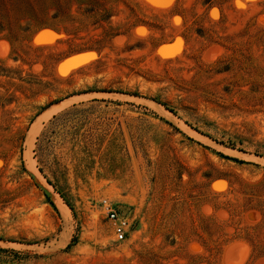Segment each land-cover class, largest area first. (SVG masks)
<instances>
[{
    "label": "rangeland",
    "instance_id": "374dc122",
    "mask_svg": "<svg viewBox=\"0 0 264 264\" xmlns=\"http://www.w3.org/2000/svg\"><path fill=\"white\" fill-rule=\"evenodd\" d=\"M0 249L264 264V0H0Z\"/></svg>",
    "mask_w": 264,
    "mask_h": 264
},
{
    "label": "trees",
    "instance_id": "16d2710c",
    "mask_svg": "<svg viewBox=\"0 0 264 264\" xmlns=\"http://www.w3.org/2000/svg\"><path fill=\"white\" fill-rule=\"evenodd\" d=\"M102 92H108V91L88 89V90H86L85 92H81V93H79V94H84V93H102ZM120 93H121V92H120ZM131 95L137 96L136 94H131ZM91 101H92V102H97V101H101V100L92 99ZM56 102H59V101H56ZM56 102H54V103H56ZM50 105H51V103H49L47 106H43V107L40 109V112L43 111L44 109H46V108H47L48 106H50ZM169 111H171V110L169 109ZM37 115H38V113L35 115V117H36ZM162 121H163V120H162ZM163 123H165V124L171 126V124L168 123V122H166V121H163ZM185 124H186V123H185ZM186 125L189 126L191 129H193L194 131L198 132L199 134H202V133H200L198 130H196L195 128H192L190 125H188V124H186ZM187 139H189V138H187ZM189 140H190V139H189ZM217 143H219V144H221V145H223V146H225V147H227V148L235 149V147H234L233 144H225V143H223V142H217ZM218 155L221 156V157H223L224 159L230 160V161H232V162H234V163H238V164H249V163H247V162H244V161H242V160H238V159H236V158H229V157H227V156H223L222 154H219V153H218ZM57 193H58V195L60 196V198L64 201V204H65L67 207L70 208L69 203L64 199V197L62 196V194H60L59 192H57ZM44 197H45L46 201L48 202V204L52 205V203L50 202V200H49L46 196H44ZM242 239H243V238H242ZM244 241H245V240H244ZM246 242H247V241H246ZM75 243H76V239H75V237H73V238L70 240V243L65 247V249L70 248V247H71L72 245H74ZM201 247L203 248V245H201ZM5 251H6V250H1V249H0V252H5ZM261 257H264V254H261V255L257 256L255 259H257V258H261ZM246 264H247V263H246Z\"/></svg>",
    "mask_w": 264,
    "mask_h": 264
},
{
    "label": "built area",
    "instance_id": "2783aa9c",
    "mask_svg": "<svg viewBox=\"0 0 264 264\" xmlns=\"http://www.w3.org/2000/svg\"><path fill=\"white\" fill-rule=\"evenodd\" d=\"M105 215L111 221L113 226V235L116 241H122L125 239L127 233V223L125 220L120 218L116 212L111 208V206L104 202Z\"/></svg>",
    "mask_w": 264,
    "mask_h": 264
},
{
    "label": "water",
    "instance_id": "95a60500",
    "mask_svg": "<svg viewBox=\"0 0 264 264\" xmlns=\"http://www.w3.org/2000/svg\"><path fill=\"white\" fill-rule=\"evenodd\" d=\"M43 30H48V29H43ZM82 53V52H81ZM78 54H80V53H78ZM74 55H76V54H74ZM71 56H73V55H71ZM71 56H69V57H71ZM69 57H67V58H69ZM66 59V58H65ZM64 59V60H65ZM60 72H62L63 71V69H60L59 70ZM47 192V191H46ZM47 195L50 197V199L53 201V199L51 198V196H50V194L47 192Z\"/></svg>",
    "mask_w": 264,
    "mask_h": 264
},
{
    "label": "bare ground",
    "instance_id": "6f19581e",
    "mask_svg": "<svg viewBox=\"0 0 264 264\" xmlns=\"http://www.w3.org/2000/svg\"><path fill=\"white\" fill-rule=\"evenodd\" d=\"M34 131V130H33ZM33 131H31V132H33ZM34 133H35V131H34ZM31 139V138H30Z\"/></svg>",
    "mask_w": 264,
    "mask_h": 264
}]
</instances>
